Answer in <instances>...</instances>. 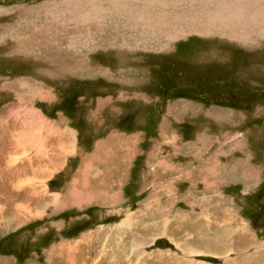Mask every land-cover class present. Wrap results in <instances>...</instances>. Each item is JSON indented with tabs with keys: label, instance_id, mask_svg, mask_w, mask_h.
I'll use <instances>...</instances> for the list:
<instances>
[{
	"label": "rangeland",
	"instance_id": "rangeland-1",
	"mask_svg": "<svg viewBox=\"0 0 264 264\" xmlns=\"http://www.w3.org/2000/svg\"><path fill=\"white\" fill-rule=\"evenodd\" d=\"M125 1L0 0V264H264V38L184 33L193 0ZM115 128L138 129L139 169L175 171L97 175ZM252 165L253 187L218 182Z\"/></svg>",
	"mask_w": 264,
	"mask_h": 264
},
{
	"label": "crops",
	"instance_id": "crops-1",
	"mask_svg": "<svg viewBox=\"0 0 264 264\" xmlns=\"http://www.w3.org/2000/svg\"><path fill=\"white\" fill-rule=\"evenodd\" d=\"M111 37H114V38H118L119 36H111ZM121 39V38H119ZM108 50H111V49H108ZM115 50H113L114 52ZM119 52V51H118ZM104 54V53H103ZM105 55V54H104ZM106 56V55H105ZM107 58H109L108 56H106ZM106 57H102V60H108ZM101 60V61H102ZM104 63L112 66L115 65V63H112L111 61L108 60V62L106 61H103ZM126 72H123L122 74L124 75ZM59 122L62 123L61 120H57ZM73 126V125H72ZM75 126V125H74ZM60 128H63L62 126ZM66 129H68V126L65 128V131H63L64 133L66 134H71L73 133V131L71 130H74L75 133L77 134V131L79 132L80 129L78 128H75V129H72L69 127V129H71V133H69ZM77 129V130H76ZM123 132V133H122ZM132 133V134H130ZM6 136H9V139H6ZM78 136V134L76 135ZM109 138H113V137H122L124 138V142H125V146L124 148H120V149H116V143L113 144V140H110L111 142V146L108 148V149H105V153L104 156H106L104 160H102L101 165H103V168L101 169L102 172H100V170H96V174H101V173H105V174H117L118 173H121L120 177L122 178L124 175V172H130L132 171V168H135L138 166V172H142V173H151V174H157L159 172V167H162L163 170H166V171H175V166L172 167L170 164L166 163L163 165H161V161L158 160V155L155 154V155H152L150 159H147L146 162L144 163V166L140 167L139 169V165L137 164L138 163V154H136L134 151L137 150L138 151V129L136 128V130L134 131H122V130H119V129H112L110 131V134H109ZM14 134H8V133H5L4 134V137H3V140L2 142H0V147L2 150H5V148L7 147L10 151H12V148L14 147L11 143V141L14 139ZM78 138V137H77ZM107 138V139H109ZM8 142V144H6V142ZM57 142H60L59 140ZM77 142H78V139H77ZM137 142V143H136ZM10 144V145H9ZM107 143H100V142H97L96 143V149H94V152H92L91 154V151H88V152H80V150L78 151V143L76 144V152H74L75 157H79L81 156V158H87L86 160H84V166H88L89 165H92L93 163V158L94 157H98L100 156L99 155V148L101 147H104L105 148V145ZM6 146V147H5ZM136 151V152H137ZM152 154V153H151ZM46 155V154H45ZM47 156V155H46ZM73 157V155H72ZM90 162V163H89ZM206 162V161H205ZM89 163V164H88ZM201 164L204 163V162H200ZM137 165V166H136ZM145 165H146V169H145ZM144 167V168H143ZM199 169H204V166L203 165H199ZM236 167H234L233 169L229 168L231 171H228V174H224V176H220L218 177V182L221 181V182H229V180H239L242 182L243 185H251L253 187L255 181H256V177H257V174H256V170L255 168L252 166L248 167L247 169L241 171V173H238L239 170H236L235 169ZM137 169V168H136ZM95 169L92 170V173H95L94 171ZM210 170H213V169H210ZM204 171V170H203ZM229 172L232 174L233 172H236V175H229ZM94 174L95 177H100V176H97ZM92 179H94L95 181V178L93 177ZM105 182H102L101 186H105L107 188H112L114 187L113 185H105L104 184ZM201 183V182H200ZM204 184V183H203ZM248 186L249 188H251V186ZM207 186V185H206ZM247 188V187H246ZM217 205H220L221 208H220V213L222 215V219L223 221L227 222V220H229V223H227V226H229V224L234 220L233 219V211L232 210H228V207H226V215L224 216V209L222 208V205H224V203L221 202H217L216 204V208L214 210H216V215L219 213V209H218V206ZM209 216V215H207ZM226 225V224H225ZM224 224L221 226V227H212L210 228V230L208 231H211V232H222L221 230H225V229H228V228H225ZM237 230L238 228L235 227ZM233 232V231H232ZM239 232V230H238ZM240 232H247V230L245 231H240Z\"/></svg>",
	"mask_w": 264,
	"mask_h": 264
},
{
	"label": "bare ground",
	"instance_id": "bare-ground-1",
	"mask_svg": "<svg viewBox=\"0 0 264 264\" xmlns=\"http://www.w3.org/2000/svg\"><path fill=\"white\" fill-rule=\"evenodd\" d=\"M127 1H131V2L133 1L134 3L135 2L138 3V0H127ZM253 1L256 4H264V0L263 2H261L260 0H215L213 3V7L207 8L205 5H202V2H203L202 0H193L194 5H196L198 8L191 9L190 12H193V16L189 21L184 22V20L183 21L181 20L186 25V31L184 33H187L190 35H196L197 33V36H201V37L208 36V35H214V36L217 35V36L225 37L228 39H230V37L235 36L238 38V41L242 43L255 44L256 38H254L253 36L264 38V8L261 11L253 10L251 8ZM114 2L116 4L120 3L119 0H114ZM135 5H136V8L138 9V4H135ZM260 8L261 7H258L256 9H260ZM87 11H89L91 15L96 10L88 9ZM135 23L136 25L138 24V19ZM79 30L80 29L77 28V31L75 33L77 34L78 38L81 39L85 35L80 33ZM171 32L172 33L170 35L169 33L167 34V37H170V38L174 37L176 34L183 32V31L181 28L176 27L172 29ZM91 41H93L92 38H91ZM33 117H40V116L35 112ZM26 135L27 134H21L19 136V137H22V139L19 138L21 144H22V140L26 138ZM24 140H27V139H24ZM23 146L25 147L24 143H23ZM86 170L88 169L86 168L85 171Z\"/></svg>",
	"mask_w": 264,
	"mask_h": 264
}]
</instances>
